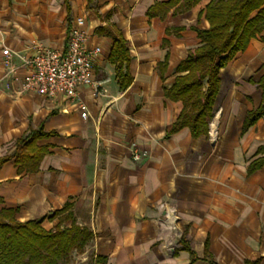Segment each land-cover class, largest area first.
<instances>
[{
    "label": "crops",
    "instance_id": "0c3cea01",
    "mask_svg": "<svg viewBox=\"0 0 264 264\" xmlns=\"http://www.w3.org/2000/svg\"><path fill=\"white\" fill-rule=\"evenodd\" d=\"M169 1L0 0V157L32 130L52 133L37 140L49 152L34 171L16 157L1 166L0 209L15 210L19 221L42 219L46 229L89 228L94 257H105L96 264H190L183 236L196 253L193 264H264V165L248 172L264 156V116L243 131L247 114L264 105V41L251 39L221 69L208 134L174 130L183 103L165 88L200 45L197 29L209 27L211 0L183 12ZM78 16L88 45L101 47L100 92L80 91L86 118L78 100L23 91L19 65V55L37 45L64 49ZM117 33L128 63L111 59ZM5 48L19 66L15 74L5 66ZM119 71L132 78L125 89ZM134 148L146 156L135 160ZM207 244L213 260L205 258Z\"/></svg>",
    "mask_w": 264,
    "mask_h": 264
},
{
    "label": "trees",
    "instance_id": "16d2710c",
    "mask_svg": "<svg viewBox=\"0 0 264 264\" xmlns=\"http://www.w3.org/2000/svg\"><path fill=\"white\" fill-rule=\"evenodd\" d=\"M198 2L200 0H171L168 4H180L176 12H183ZM150 14L153 15L151 12ZM205 17L209 27L197 29L200 45L190 50L188 56L178 65L179 75L176 76L173 86L165 88L167 97L183 103V109L173 129L188 126L193 137L209 133L214 104L221 87V69L238 52L245 50L251 39L260 38L264 41V0H211L206 6ZM114 40L111 59L128 63L130 54L126 41L119 33L114 35ZM165 65H161V72ZM118 77L122 89L132 81L130 75L124 76L121 71ZM260 85L264 87V78ZM262 116L264 105L250 111L243 131ZM50 135L51 132L42 129L32 130L18 140L12 155L0 157V168L11 157H16L21 166L34 171L42 157L49 152L48 146L37 145V140ZM258 152L264 153V146L259 147ZM263 165L264 156L253 161L248 172L253 173ZM69 208L70 203H67L54 215ZM15 216L16 212L11 208L0 209V264H59L60 261L67 260L74 251L81 252L94 238L92 230L75 223L69 228L58 225L54 229H46L42 225V219L19 221ZM181 243L182 249L190 252V264H193L197 256L186 236L182 237ZM206 247L205 258L213 260L208 244ZM104 261L105 257L97 256L83 264ZM246 264H261V259L248 260Z\"/></svg>",
    "mask_w": 264,
    "mask_h": 264
},
{
    "label": "built area",
    "instance_id": "2783aa9c",
    "mask_svg": "<svg viewBox=\"0 0 264 264\" xmlns=\"http://www.w3.org/2000/svg\"><path fill=\"white\" fill-rule=\"evenodd\" d=\"M85 26L83 16L75 18L64 49L37 45L30 53L19 55V65L26 70L23 91H36L48 98L64 96L78 100L77 106L84 118L88 117L89 112L86 103L80 99V91L85 86H96V92H100L94 74L95 59L101 52L100 46L88 45ZM3 53L6 57L5 66L15 74L19 66L14 64L13 52L5 48ZM145 156L146 151L134 148L135 160H141Z\"/></svg>",
    "mask_w": 264,
    "mask_h": 264
},
{
    "label": "rangeland",
    "instance_id": "374dc122",
    "mask_svg": "<svg viewBox=\"0 0 264 264\" xmlns=\"http://www.w3.org/2000/svg\"><path fill=\"white\" fill-rule=\"evenodd\" d=\"M94 257L89 244L79 252L74 251L67 260H62L59 264H83L89 262Z\"/></svg>",
    "mask_w": 264,
    "mask_h": 264
}]
</instances>
